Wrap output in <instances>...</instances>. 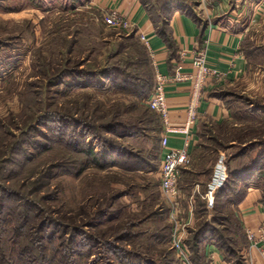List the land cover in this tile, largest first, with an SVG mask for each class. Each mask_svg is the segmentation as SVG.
<instances>
[{
    "label": "rangeland",
    "instance_id": "374dc122",
    "mask_svg": "<svg viewBox=\"0 0 264 264\" xmlns=\"http://www.w3.org/2000/svg\"><path fill=\"white\" fill-rule=\"evenodd\" d=\"M88 1L0 0L3 212L9 226H25L32 254L39 258L42 250L52 264H180L169 243L171 203L158 188L161 163L149 147L161 120L123 81V70L145 77L151 69L152 76L154 65L134 31L108 26ZM143 2L154 18L165 14L164 5L193 4ZM247 41L253 66L264 67L263 37L259 46ZM257 69L264 83V68ZM255 92L262 97L231 94L232 119L203 128L205 145L224 151L229 167L245 159L235 158L242 149L250 157L264 150V86ZM134 124L137 130L127 131ZM86 146L100 165L83 152ZM189 168L180 178L185 196L191 192L186 178L200 180ZM258 186L264 197V175ZM224 210L203 207L196 224L227 235L231 216Z\"/></svg>",
    "mask_w": 264,
    "mask_h": 264
},
{
    "label": "crops",
    "instance_id": "0c3cea01",
    "mask_svg": "<svg viewBox=\"0 0 264 264\" xmlns=\"http://www.w3.org/2000/svg\"><path fill=\"white\" fill-rule=\"evenodd\" d=\"M88 4L89 7L91 5L99 8L102 14L116 11L124 16L131 23L130 31H134L139 40L140 35L145 37L147 47L140 42L147 49L151 63L160 74L171 73L177 67H180L182 73L192 72V55L201 47L206 49L207 65L224 73L222 77L210 81L203 91L198 108L199 117L191 128L189 143L191 168H185L181 174L182 178L180 175L184 180L185 171L187 172L186 169L189 168L190 174L200 179L193 181L186 178L185 187L189 186L191 191L186 196L181 193V188L179 189V200L182 194L184 198V201L179 202L180 236L188 262L181 261L175 248L180 264H195L191 259L192 250L187 239L198 228L199 223L196 222L200 206L215 211L213 210L215 192L228 179L225 152L218 150L216 154L215 151L209 150V146L204 142L203 128L208 123L224 124L232 119V112L227 106V98L232 96L231 94L247 96L254 94L255 98L263 95L256 93L255 90H261L262 85L264 86L257 69L264 67L260 64H256L257 67L253 66L251 58L254 56L252 51L254 46L247 47V40L250 38L256 46L261 45L258 43L261 37L264 42V0H193L190 6L172 8L166 18L157 16L154 18L151 7H147L143 0H89ZM163 24L165 25L162 26ZM165 30L166 33L163 35ZM262 46L264 48V45ZM165 96L170 125L182 126L190 97L189 83L184 81L168 83L165 87ZM157 128L154 130L156 134L151 136L155 141L150 137L152 143L149 147L151 152H156L155 161L161 162L170 149L182 147L184 137L181 133H168L166 145L162 146L160 142L164 133L162 122ZM202 186L204 189L200 192ZM262 196L261 188L252 185L241 200L222 207V210L230 213L231 223L241 229L243 244L239 245L238 233L234 234L233 230H228L227 239L232 246H236V252L245 264H264L258 249L248 243L245 234L246 227L255 230L260 226L264 227ZM157 206L158 204H155V207ZM212 214L209 213V216ZM170 224L169 243L172 245L173 230L172 223ZM209 238L211 239H204L200 244V264H237L220 247L222 245L218 244L216 236Z\"/></svg>",
    "mask_w": 264,
    "mask_h": 264
},
{
    "label": "trees",
    "instance_id": "16d2710c",
    "mask_svg": "<svg viewBox=\"0 0 264 264\" xmlns=\"http://www.w3.org/2000/svg\"><path fill=\"white\" fill-rule=\"evenodd\" d=\"M162 11L165 14L159 16V18H166L169 14L168 12L171 10H167L164 5ZM164 25L165 24H163L162 26ZM164 32L166 33V30L163 31V35H165ZM133 36L136 37L135 35ZM145 50L147 52L146 48ZM146 60L148 62L151 61L148 56V53ZM123 72H124L123 75L125 76V79L123 81L126 82V84L127 83L129 84V89H132L135 96L138 97L139 99L146 100L155 85L154 73H153L154 71L152 72V76H151V69H150L148 71V74L145 73V77H143V73L140 72L133 73L132 75H130L128 72L124 70ZM101 76L105 77L106 79L110 78L111 76L110 70L101 71ZM151 77L153 78V80L151 79ZM117 88L119 89L121 88V86ZM129 92L133 94V92L131 91ZM157 116L159 117L158 114ZM128 128L129 129L127 131L133 132L134 130H137L138 127L134 124ZM84 150H85L83 151L84 153H87L90 156L94 155L95 157L94 162L99 164L98 154L94 152L93 148L86 146ZM244 150L245 149H242V151L238 155H236L235 158L244 157L245 159L240 161L234 167H229L230 162L227 161L226 158L228 179L215 192V204L213 210H215L216 212H220V209H222V207H226L231 203H235L236 201L241 200L244 197L246 190L252 185H258L259 179L263 178L264 150L263 149L258 150L254 155H252V157L247 156ZM184 170L185 169L181 170V174L184 172ZM180 180L178 183V187L181 182ZM262 202L264 204L263 196H262ZM2 207H3V202L0 201V264H37L38 260H40L38 264H52L50 263V261L52 259L54 260V258L52 259L48 258V261H45L47 259V255L42 250L39 258H37V255L32 254L31 248H29L30 245L28 242H26L27 237L29 235L24 231L25 226L22 224L14 225L13 227L9 226V224H11V219H7L6 217L7 213L3 212ZM199 211H202L201 206ZM230 224L231 226H229V228H227V226L224 227L225 229L227 228L228 236L226 234H221V232L219 233V230L217 228H214L212 226L210 227L208 226L207 223L198 225L197 230L193 232L187 239L188 245L192 250L191 259L195 264H200V257H199L200 244L204 241V239H211L209 238V236L211 237L216 236V238L219 240L218 244L222 245L220 247H222V249L226 251L230 257H237V258L239 257L238 253L236 252L237 249L236 246H232L227 238L229 237L228 230L230 231L233 230L234 234L238 233L239 243H240L239 245H241L243 244L242 232L240 228L239 229L236 228L233 222ZM6 234L9 235L5 237ZM39 241L40 240L36 239V237H33V242L35 244V247L39 248L40 250L42 248V245H40ZM89 254L93 255L91 253ZM131 262L133 264H139L134 260H132ZM131 262H128V264H132ZM58 263L61 264L60 260L55 264Z\"/></svg>",
    "mask_w": 264,
    "mask_h": 264
},
{
    "label": "built area",
    "instance_id": "2783aa9c",
    "mask_svg": "<svg viewBox=\"0 0 264 264\" xmlns=\"http://www.w3.org/2000/svg\"><path fill=\"white\" fill-rule=\"evenodd\" d=\"M105 15V23L111 27L130 30L131 23L118 12H109ZM140 41L147 47V41L144 36L140 35ZM206 49L201 47L192 55L193 70L190 73H182L180 67L175 68L171 73L166 75L160 74L154 65L155 85L150 92L146 106L149 110L157 113L161 119L164 133L161 137V145L165 146L168 133L175 132L183 135V144L181 148L170 149L162 158L159 171L160 189L168 200H170V220L172 223L173 236L172 245L177 249L182 262H188L186 252L181 244L180 220H179V178L181 170L191 164V155L189 152V143L191 128L195 125L199 117V105L203 97V91L210 81H214L224 75L217 68H211L205 62ZM189 83V100L186 105V116L184 124L180 127L170 125V118L167 107V97L165 96V87L168 83L177 82ZM245 234L248 243L258 249L259 256L264 261V227L260 226L257 230L246 227Z\"/></svg>",
    "mask_w": 264,
    "mask_h": 264
}]
</instances>
